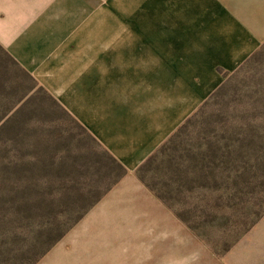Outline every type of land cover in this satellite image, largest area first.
I'll return each mask as SVG.
<instances>
[{"label": "rangeland", "instance_id": "374dc122", "mask_svg": "<svg viewBox=\"0 0 264 264\" xmlns=\"http://www.w3.org/2000/svg\"><path fill=\"white\" fill-rule=\"evenodd\" d=\"M254 55L113 197L126 173L0 47V264H264Z\"/></svg>", "mask_w": 264, "mask_h": 264}, {"label": "crops", "instance_id": "0c3cea01", "mask_svg": "<svg viewBox=\"0 0 264 264\" xmlns=\"http://www.w3.org/2000/svg\"><path fill=\"white\" fill-rule=\"evenodd\" d=\"M263 43L264 0H0V47L125 169L113 197Z\"/></svg>", "mask_w": 264, "mask_h": 264}, {"label": "trees", "instance_id": "16d2710c", "mask_svg": "<svg viewBox=\"0 0 264 264\" xmlns=\"http://www.w3.org/2000/svg\"><path fill=\"white\" fill-rule=\"evenodd\" d=\"M6 53V52H5ZM7 54V53H6ZM255 53H253L251 56H250V58H248L247 60H246V62H248V61H250L255 55H254ZM8 55V54H7ZM10 57V56H9ZM11 58V57H10ZM12 59V58H11ZM13 60V59H12ZM14 61V60H13ZM15 62V61H14ZM245 62V63H246ZM16 63V62H15ZM17 64V63H16ZM23 70V69H22ZM24 71V70H23ZM25 72V71H24ZM26 73V72H25ZM27 74V73H26ZM28 75V74H27ZM29 76V75H28ZM228 75H226L225 76V78L227 77ZM29 78L30 79H32L30 76H29ZM33 80V79H32ZM34 81V80H33ZM35 83V82H34ZM36 84V83H35ZM40 88V87H39ZM42 89V88H41ZM43 90V89H42ZM44 91V90H43ZM191 119H192V116L191 117H189V118H187L185 121H184V124L182 123L180 126H182V128H184L185 126H186V124H188L190 121H191ZM179 126V127H180ZM178 127V128H179ZM181 128V127H180ZM175 133V132H174ZM173 133V134H174ZM172 134V135H173ZM171 137V136H170ZM165 144V143H164ZM166 145V144H165ZM165 145H161L147 160H149V161H144L139 167L140 168H137V170H136V175H139L138 177L142 180V177H141V174H142V170L144 169V168H146V165H148V163L152 160V158L156 155V153L158 152V151H160V150H162V149H164L165 148ZM117 162V161H116ZM117 164H118V166H119V168L122 170V171H124V173H126V171H125V169L117 162ZM151 189V188H150ZM152 190V192L154 193V195L158 198V199H160L163 203H167V199L160 193V192H158V191H156V190H154V189H151ZM177 217H178V215H177ZM64 232H65V230L64 231H62L61 233H59L58 234V237H57V239L59 238V237H61L63 234H64ZM43 253V252H42Z\"/></svg>", "mask_w": 264, "mask_h": 264}]
</instances>
